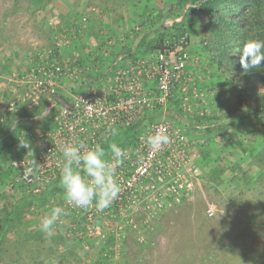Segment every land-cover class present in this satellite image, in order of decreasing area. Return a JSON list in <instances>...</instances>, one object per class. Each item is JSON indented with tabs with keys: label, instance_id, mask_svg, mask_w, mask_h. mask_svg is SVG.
<instances>
[{
	"label": "trees",
	"instance_id": "16d2710c",
	"mask_svg": "<svg viewBox=\"0 0 264 264\" xmlns=\"http://www.w3.org/2000/svg\"><path fill=\"white\" fill-rule=\"evenodd\" d=\"M40 1L41 0H32L34 4L40 3ZM48 1L49 0H46L47 3ZM144 1L145 0L97 1V6L102 12L106 13L110 22V24H108L104 22L103 19H99V22L103 23L104 26L109 27L113 25V23L127 22L129 16L128 14L126 16L124 12L129 9H132L131 11L133 14V18L129 20H138L137 22L139 23H137V25H139V28H137V31H132V37H139V40L136 47L130 48L131 51L126 52L125 56L133 58L144 55L147 56L149 54L152 55L164 48L163 43L166 39H170L171 42L174 43L178 38L185 37L188 41L189 23H192L191 18L192 21H194L195 19H193V17L202 15L206 17V27L209 33V47L214 52L210 59L211 63L216 61L218 67L224 66L225 68L223 80L219 81L222 83L221 85H223L224 89L219 90L216 100L221 102L220 99L223 98V95L228 93L227 90L231 87V84L235 82L234 74H237L240 81L245 84V86H243L245 91L237 92L238 97L235 105H225L223 108L220 107L222 110L219 114L213 109L208 115L195 116L197 121L195 123L198 125L200 124V127L205 129L202 135L203 141L196 142L198 143L197 163L203 171L204 182L202 184H204V190L212 187L214 191L221 193L223 188H220V186L225 179V172L227 170L230 172L229 181L239 180L244 184L243 188L239 185L238 188L240 189L237 194L234 195V198L236 197V200L239 201L238 205H236L237 211L233 212L231 210L230 214L233 213L234 215L230 218H239V213L244 212L246 215L244 218L245 220L238 222L239 220L234 219L237 222H231L232 220L228 221L223 217L225 224L222 227L223 230H221L225 232L221 234H230L233 236V239H237V236L253 235L262 229L264 230V61H262L261 68L252 69L244 73L239 62V55L234 53L242 48L243 43L247 39L259 38L264 40V0H169L168 6L165 9L163 7L164 0L159 1L163 3L162 5L158 4L157 0H153L151 5H148L147 1L144 3ZM19 3V0H15L11 5L9 13L17 11ZM95 4L96 3L90 4V2H88V9ZM4 14L3 17L6 18L8 14ZM178 16L181 17L179 21L174 22L171 26L164 25V20L166 18H176ZM88 23L89 26L92 27L91 20ZM56 26L58 28L56 33L61 32L67 35L69 34V31L66 29L62 30L61 25ZM95 27L92 28L90 32L88 31V34L93 36L96 43L99 42L97 53L94 55L92 51L91 54L89 53L87 56L79 55L77 58L73 59L72 62L83 69L85 68V71L86 66H88L89 71H86L90 77L88 83H97L100 86L101 84L97 79V75L99 74L95 73L96 70L102 69V67L105 66L112 67V62L117 58L120 50L114 45L116 52H114L113 56H110V58L103 56L102 49L103 46H105L103 44L106 43V40L105 38L102 39L104 34L100 32L101 30H96ZM153 30L158 32L157 36H150V32ZM107 35L106 37L108 39L110 34ZM55 38L58 39L59 37L55 36ZM82 44L83 41L79 39L72 47L81 50L82 48L80 46ZM9 47L13 46L10 45ZM38 52L40 53V50L30 51V58L33 61L31 65L43 62V60H40L38 57ZM189 55L191 58L190 52ZM46 58L48 59L45 60L47 62H63L64 60V58L60 57L56 47H52V49L49 50ZM9 75H7V77ZM257 83L263 85V91L259 90ZM69 84L71 83L69 82ZM178 87L180 86L174 88V94L169 105L173 106L179 104L177 102L180 99V95L177 92H179L178 89L181 87ZM188 91H190V89ZM62 96L67 99V95L62 94ZM47 102L46 96H43L39 104L34 107L20 105L16 111H4L1 114V117L4 118L3 121H6V123H0V158L3 160L7 159L6 163H8V168L13 170L15 175L17 172L10 165V160L13 158L12 150L15 148L13 142L16 138V134H18L19 129L22 127L26 128V130L28 129L30 132H25L23 135L26 138L29 137L28 140L30 142L32 141L35 143L33 139L35 130L37 128L47 129L51 127V118L54 113L49 115L43 114ZM242 103H244L243 106ZM172 106L168 108L169 112L176 110V107L174 108ZM239 110L243 111L240 113ZM176 111H180L179 108H177ZM29 116L41 117L35 121H30L27 118ZM151 117H153V115L149 116L148 119ZM14 119L19 120V122L12 128L11 123ZM143 122L144 120L119 131L116 136L110 138L104 148L109 151L110 154V150H108V145L110 143L114 142L119 146H125L130 141H134L136 134L144 126ZM192 131H194V129ZM187 135L190 139H196L192 133L190 134L187 132ZM35 145L33 144L30 146L32 148ZM18 149L23 150L21 147ZM36 149H38L37 145ZM36 149L34 151H36ZM25 150L28 151V149ZM254 182L255 185L253 184ZM202 184L199 185L201 186ZM9 185L13 187L14 190L17 189V187L20 188L22 193H0V199L3 200L0 206V264H42L50 257L58 260L60 264H81L80 257L77 256L72 248L67 246L70 244L66 242H72L73 239L80 240L82 236L78 238L76 236H67L65 233H61L59 236H33L34 229L28 230L20 239L13 240L7 236V233L15 229L18 225L26 222L29 223L30 217H28V214H33L35 208H31V206L34 205V202H39L40 205H43L48 201V198L61 192V195L54 200L56 206L61 204L64 193L60 191L62 187L59 184V179L41 192L36 193V196L22 184L10 182ZM197 186L198 185H196V187ZM195 192L194 190V195ZM245 196L247 197V202L243 201V197ZM192 197V195L182 197L178 204H173L169 207L171 209L168 208L161 215V224L163 220L176 223L175 229L178 234L175 236H182L186 242H189L192 236H194V240L197 239L196 242L193 243L194 245L190 244L192 250L188 248L189 250L187 249L183 255L179 256L181 260H178L175 264H237L238 262L242 264H264V254H257L256 250H249L251 248L243 249L238 243L232 244L231 241L227 244L218 243L219 245H217V247L211 245L213 236L211 238L209 236L216 233L214 230H211V228L213 229L211 226L214 223L213 219L218 218V215L209 216L207 214L206 209L209 203H207L203 211L199 210L200 207L196 209V216L192 218V220H190L189 215L186 216L185 214L177 218V214L173 210L179 207V205H183V203H191ZM199 199L196 197V201ZM232 200L229 202L236 204V201ZM174 205L176 206L175 208H173ZM247 205L250 206V208H246ZM49 207L51 209V206ZM227 209L229 210V205ZM201 213L202 216H200ZM176 220H178V222H176ZM193 220L196 222H203L202 225H197V228L200 230L191 228L190 221ZM62 225V227H66L67 223L66 225ZM203 227H205V229H203ZM258 227L262 229H258ZM65 229L69 228L66 227ZM38 232L40 233V230H38ZM87 237L90 239V244H93L96 238ZM112 239V236H106L104 239L106 242L104 244L109 245ZM207 239H211L209 245L205 242ZM198 242H203V253L195 257L196 255L193 254L195 245H201L198 244ZM107 245L102 247V249H107ZM102 252L103 251L100 253ZM15 254H17V256ZM85 255L87 256L88 254ZM5 256L8 259L5 260ZM71 256L74 257L70 260L69 257ZM186 256L190 257V261L184 260ZM101 262L108 264L105 258ZM129 264L135 263L131 262Z\"/></svg>",
	"mask_w": 264,
	"mask_h": 264
},
{
	"label": "built area",
	"instance_id": "2783aa9c",
	"mask_svg": "<svg viewBox=\"0 0 264 264\" xmlns=\"http://www.w3.org/2000/svg\"><path fill=\"white\" fill-rule=\"evenodd\" d=\"M180 18H166L164 25L171 26ZM163 47L152 55L128 58L123 62L125 55H118L110 67V76L104 82L101 77L98 79L100 86L86 83L76 92L70 91L68 84L77 83L86 71L69 59L38 62L23 72L13 71L7 77L12 95L7 100L0 97V120L2 112L16 111L20 105L34 107L43 96L48 101L43 114L54 113L51 127L35 131L33 139L38 149L10 160L17 172L12 182L31 188L35 193L58 181L62 166L61 145L65 142H82L88 146L99 143L104 147L113 137L112 127L119 132L142 120L143 124L146 122L134 141L120 146L127 150L128 159L118 169L121 192L110 208L102 213L96 212L94 207L87 211L74 209L63 196L60 205L67 208L71 219L67 236L104 240L106 236H120L128 229L135 231L137 236H145L168 206L180 202L184 196L193 195L197 182L203 179L193 141L178 118L171 120L166 114L177 86L184 93L182 107L189 109L188 41L185 37L174 43L166 39ZM190 91L193 97L203 99V93L197 88ZM156 112L160 117L150 121L149 116ZM206 113L200 110L198 115ZM41 116L27 118L35 121ZM18 122L12 120L11 127ZM155 128L166 131L171 142L153 152L143 142V137ZM32 159L38 164L37 168L32 167ZM61 191L64 193L63 188ZM206 211L209 216L214 215V205L208 204ZM140 215L142 218L136 220ZM67 218L63 217L59 224H65Z\"/></svg>",
	"mask_w": 264,
	"mask_h": 264
},
{
	"label": "rangeland",
	"instance_id": "374dc122",
	"mask_svg": "<svg viewBox=\"0 0 264 264\" xmlns=\"http://www.w3.org/2000/svg\"><path fill=\"white\" fill-rule=\"evenodd\" d=\"M15 0H0V50H4L3 48L6 46H13L12 48L18 49L20 52H29L30 51H37L40 50V52H43V57L47 55L49 50L52 49V47H56L57 52H59L60 57L64 59L73 60L77 58L79 55H88L87 48L89 47L88 38H85V35H83V32L80 34L76 33L74 34H68L67 36L64 33L58 32V28L56 25L60 26L62 30H65V22L67 23V19L65 20L64 17L60 16V10H63L68 8L70 6V0H49L48 4L50 3V7L47 9V2L46 0H41L40 3L34 4L32 0H19V7L17 8V11L13 13H9L11 5L13 4ZM80 4H85V2H90V4H98L97 1L100 0H79ZM147 1L148 5L152 4L153 0H145ZM144 1V3H145ZM160 0H157L158 4H163L159 2ZM169 0H164V9L168 6ZM46 3V4H45ZM160 5V6H161ZM95 6V5H94ZM67 10V9H66ZM132 9L126 10L124 13L125 15L129 16V19L133 18ZM85 16L92 19H99L100 17H104L106 13H103L100 9L97 10V14L95 16L90 14V11H85ZM127 12V13H126ZM7 13L8 15L6 18L3 17V14ZM56 14H60L58 18H55ZM102 14V15H101ZM5 15V14H4ZM63 15V14H62ZM191 17V16H190ZM127 20V22L124 23H113L112 30H110L109 34L110 37L107 39L105 37L106 43L103 44L102 49V55L109 57L113 56L114 52H116L115 46H119L121 42H124L127 37H131L135 39V37H132V31H137L139 28L137 25L138 20ZM195 19L192 21L191 18V24L189 23V30H188V50L191 53V58L188 63V73L190 74V80L188 83V88L192 90L193 88H197L198 91L203 93V99H198L193 97V95L190 94L191 91H187V94L190 95V99L188 101L189 109H184L182 107V99L181 97L184 95L181 88L178 89L179 92H177L179 96V103L178 105H169V107H176L179 108L180 111L173 110V112H169L167 109L166 114L170 117V119L178 118L179 122L181 123V126L185 129L186 133H192L193 136L196 139H191L193 141L195 150L198 151V143L203 141V130H205L203 127H200L201 125L195 123L197 122L195 119V116L198 115V112L200 110H204L207 112L206 114H210L213 109L216 110V113L219 114L222 110L220 107L229 106V105H235L237 101V92L243 91V86L245 84L240 81L237 74H234V83L231 84V87L227 90L228 93L223 95V98L220 99L221 102L217 101V93L220 89H224L222 83H220V80H223V76L225 74L224 66L216 65V61L211 63V57L213 56V50L209 47V33L208 28L206 27V17L199 15L193 17ZM6 23H5V22ZM95 24V23H94ZM94 28L95 26L92 25ZM54 30V33H53ZM61 33V37L60 34ZM157 31H151L150 36H157ZM89 35V34H88ZM56 37H59V39H56ZM66 36V37H64ZM108 36V35H107ZM137 38V37H136ZM139 38V37H138ZM81 39L83 41V44L80 46L82 49L77 50L75 47L73 48L72 45L76 44L77 41ZM132 39V40H133ZM109 41V44L107 43ZM138 42V39L135 40L134 44H132L131 48L136 47V44ZM122 46V45H120ZM118 52V51H117ZM11 53V52H10ZM125 55L126 52L120 51L119 55ZM102 56V57H103ZM145 56V55H144ZM25 55L22 57L24 58ZM127 56H123L122 62L127 60ZM1 60V55H0ZM121 62V60L119 61ZM26 67L24 64L19 63H10L9 66V72L13 70H18L19 67ZM17 66V67H16ZM89 68V67H88ZM86 71H89L88 69ZM93 72V71H92ZM95 73H98L97 79L100 77L102 78V82L106 80L107 77L110 76V67L105 66L102 67V69H97ZM89 76L87 72L84 73L82 78L74 84H68V89L70 91H79V89L84 87V84L88 83ZM93 82V81H92ZM222 82V81H221ZM257 87L260 91H263V85L257 83ZM188 89V90H189ZM245 91V90H244ZM70 97L67 96V99ZM244 101V100H243ZM245 103V102H244ZM242 103V106L244 105ZM214 110V111H215ZM243 110H239L241 113ZM177 114V117H173ZM236 116V115H235ZM160 117V113L156 112L153 114V117H151L149 120L152 121L154 119H157ZM146 123V122H145ZM144 123V126H145ZM143 126V127H144ZM194 129V131H192ZM143 130V128L141 129ZM140 130V131H141ZM129 133V132H127ZM126 136V135H124ZM190 138V137H189ZM35 147V146H33ZM35 150V149H34ZM26 154L30 155L27 150H21L17 149L13 152L12 157L16 156L17 154ZM8 167V163H7ZM6 167V168H7ZM10 169V168H9ZM203 172V171H202ZM230 172L227 170L225 172V179L220 186V188H223L221 193H218L212 189V187L206 188L204 187V180L197 182L194 189L195 195L193 193L192 202L179 205V207L175 208L176 203L173 208H175L173 211L177 214V218L181 216L182 214H185L186 216L189 215L190 220L196 216V209L200 207L199 210L203 211L206 208L207 203H212L215 207L214 215L218 218H214V223L211 227V230H214L216 233L210 234V238L213 236L212 246L219 245L218 243H238L239 246L243 249H249V250H256L257 254H264V230L261 227H258V229H262L260 231H255L257 233H254L253 235H247V236H237V239H233V236L228 235H222V227L224 226L225 222L223 220V217H225L228 221L231 222H237L236 220L244 221L246 215L245 213H239V218L233 217L230 218L233 213L230 214L231 210H236V205H238V201L236 200V197L234 198V195L237 194L238 190L240 188H243V183H241L239 180H231L230 179ZM13 181V180H12ZM199 184H202L201 186ZM255 185V182L253 183ZM245 187V186H244ZM257 190V189H256ZM196 197L199 199L196 201ZM234 198V199H233ZM233 199V200H232ZM236 201L235 203H230L229 201ZM243 201L247 202V197H243ZM174 204V203H173ZM229 205V210L227 209V206ZM172 206V205H170ZM170 206H168L164 211H166ZM191 206V207H190ZM246 208H250V206L247 205ZM171 209V208H169ZM162 212V214L164 213ZM200 211V212H201ZM246 212V211H245ZM161 214V215H162ZM247 214V212H246ZM202 216V213L201 215ZM214 216V217H215ZM222 216V217H221ZM162 216L158 217V220L156 219L152 229L147 232V234L144 237V243L145 245L138 244L136 242V239L132 236H137L135 231L132 229H128L124 234L120 236H112L117 243L120 241L123 242L124 248L126 249L125 253L127 255V259L129 262L137 263V264H175L179 259V256L183 255L184 252L191 248L190 244H193L196 242L194 240V236H192V239H190L189 242L184 241L182 236H175L178 234L176 231V223L174 222H167L168 220H163V223H160V219ZM142 216L136 217V220H140ZM222 218V219H221ZM178 222V220H176ZM203 222L199 221L196 222L195 220L190 221L191 228H194V230L198 229L197 225H202ZM208 227V225H207ZM255 228V226H254ZM205 229V227H203ZM222 229V230H221ZM207 232V231H206ZM208 233V232H207ZM233 233V232H232ZM180 235V234H179ZM124 237V239H121V237ZM125 236L128 238H125ZM222 236V237H221ZM138 240V238H137ZM140 241V242H143ZM204 242V241H203ZM202 242V243H203ZM205 242L209 245L211 242V239L205 240ZM204 242V244H205ZM201 245H195V250H193V254H195V257H198L203 253V246ZM104 244V242H103ZM194 245V244H193ZM89 246V245H88ZM189 250V249H188ZM192 250V248H191ZM256 254V255H257ZM237 256V254H236ZM257 258V257H256ZM184 260L190 261V257L186 256ZM127 263V262H126ZM237 264H242L241 262H238Z\"/></svg>",
	"mask_w": 264,
	"mask_h": 264
},
{
	"label": "clouds",
	"instance_id": "9594fccd",
	"mask_svg": "<svg viewBox=\"0 0 264 264\" xmlns=\"http://www.w3.org/2000/svg\"><path fill=\"white\" fill-rule=\"evenodd\" d=\"M239 55V62L244 73L262 67L264 61V40L259 38L247 39L241 49L234 52ZM111 135L116 136L118 130L110 129ZM143 142L150 151H159L169 144L170 137L166 131L155 128L149 131ZM20 146L33 153L28 140L20 142ZM107 151L101 144L91 146L82 142H65L61 145L62 166L60 167L59 184L64 190L67 204L74 209L87 211L95 208L102 213L118 199L121 184L118 179V169L128 159L126 149L117 143H110ZM32 167L38 164L34 159ZM67 215V209L53 206L46 212L39 223V230L51 236L53 229Z\"/></svg>",
	"mask_w": 264,
	"mask_h": 264
},
{
	"label": "crops",
	"instance_id": "0c3cea01",
	"mask_svg": "<svg viewBox=\"0 0 264 264\" xmlns=\"http://www.w3.org/2000/svg\"><path fill=\"white\" fill-rule=\"evenodd\" d=\"M70 6H68V8L65 7L64 11L60 10V13L62 17L65 18V20L67 19V23L65 22V29L67 31H69V35L70 34H80L81 32H83V35H85V38H88V43L87 44L89 47L87 48L86 51H88V54L93 51V54L95 55L97 53L98 50V43L95 42L93 36L88 35V31L90 32V30L93 28L91 26H89V21L91 20V17L88 18L85 16L86 12L85 11H90V14L95 16L98 12L97 10L100 9L97 4H95V6H91L90 9H88L89 7L87 6L88 2H85V4H80L79 0H70ZM47 5V9L50 7V3L46 4ZM67 9V10H66ZM104 13V12H103ZM63 14V15H62ZM58 14L55 15V18L59 17ZM102 15V14H101ZM99 19H103L104 22L110 24L108 16L104 15V17H100ZM99 19H92L91 20V25L96 26L95 29L97 30H101L100 32H102L104 34V36L102 37L105 38L107 36V34H109L110 32V28L112 30V25H110L109 27L104 26L103 23H100ZM95 23V24H94ZM116 24V23H115ZM103 29V30H102ZM66 31V32H67ZM87 32V33H85ZM61 37V33L59 34ZM67 36V34H65ZM64 36V37H66ZM59 39V38H58ZM133 38L131 37H127V39L124 42H121V44H119V46H116L117 49H119L120 51H124V52H130L131 51V46L132 44H134L135 40L139 38H135L133 40H131ZM101 40V39H100ZM122 45V46H120ZM131 48V49H130ZM4 50H0V55H1V60H0V97H2L3 99H6L8 97H10L12 95V91L10 90V85L8 83V79H7V75H9L11 72H9V64L10 63H21L24 64L26 67H19L17 64V66L19 67L18 70H13V71H18V72H23L25 70H27L28 68H30L32 65L31 63L33 62L32 59L30 58V53L26 52H20L17 48L14 49L12 47L9 46H5L3 48ZM11 52V53H10ZM43 52H38V57L40 58V60H43L45 62V60L47 59L46 56L43 57ZM25 55L24 58H22ZM48 60V59H47ZM16 66V67H17ZM4 118L1 119L0 123H6V121H3ZM36 131V130H35ZM25 132H30L28 131V129L26 130V128H21L19 129L18 134H16V138L13 142L14 144V149L12 150V152H14L15 150H17L18 148H20V142H24L26 140L29 139L26 138L23 134ZM26 139H25V138ZM32 137V136H31ZM32 139V138H31ZM11 141V140H9ZM29 141V140H28ZM32 142V141H31ZM30 143V145L32 146L33 144L35 145L34 142ZM23 148V150H25L26 148ZM33 152L34 149H36V145L35 147H32ZM30 154H32L31 152H29ZM6 160H3L2 158H0V193H19L21 194L22 190L20 188L17 187V189H13V187H10V182H12L13 178H14V171L10 170L7 167V163ZM7 167V168H6ZM3 182V183H2ZM25 189V188H24ZM31 193L35 194L36 193L32 191L31 188H28ZM61 191V190H60ZM61 195V192H58L57 195H53L50 198H48V201L43 204L40 205L39 202H34V205L31 206V208H35L33 214H28L29 218V223H22L20 225H18L15 229H13L12 231L7 233V236L12 238L13 240L16 239H20L22 236H24L28 230H33L34 229V235L33 236H48L44 233H42L40 231V233L38 232L39 228L38 225L40 223V220L42 219L43 215L48 212L50 210V207L56 206L55 205V199L58 198V196ZM48 197V196H47ZM3 200L0 199V206L2 204ZM68 216V215H67ZM71 219L68 218L66 219V222L64 225L68 226V223L70 224ZM63 225H60L59 223L57 224V226L54 227L52 235L51 236H59V234L61 233H65L66 234V227H62ZM78 238H80L81 236H76ZM136 239V242L138 244H142L145 245L146 243H144V237L145 236H132ZM125 238H128V236ZM138 238V240H137ZM114 239V238H113ZM111 240V243L109 245L107 244H103L104 240H97L94 239L93 244H90V239L87 236H82V239H76L72 242L68 241L66 242L68 247L72 248V250L77 254L78 257H80L81 259V264H106L105 262H101L102 260L107 259L108 264H129L131 262L128 261L127 259V255L125 253L126 249L124 248L123 242L120 241L119 243H117L114 240ZM121 239H124V237L122 236ZM143 241V242H140ZM106 241H104L105 243ZM88 246V249H85L84 246ZM107 245V249L103 250L102 247ZM67 248V247H65ZM101 251H103L102 253H100ZM21 252V251H20ZM22 253V252H21ZM85 254H88L87 256ZM17 256V254H15ZM7 256V255H6ZM5 256V260L8 259ZM84 256H85V261H84ZM74 257V256H73ZM73 257H69L70 260L73 259ZM68 258V259H69ZM83 258V260H82ZM127 262V263H126ZM62 263V262H61ZM42 264H60V262H58V260H55V258L50 257L48 259H46Z\"/></svg>",
	"mask_w": 264,
	"mask_h": 264
}]
</instances>
